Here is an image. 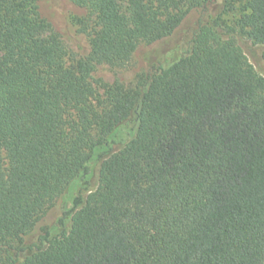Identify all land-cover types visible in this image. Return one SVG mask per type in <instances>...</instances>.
Listing matches in <instances>:
<instances>
[{
	"label": "trees",
	"instance_id": "obj_1",
	"mask_svg": "<svg viewBox=\"0 0 264 264\" xmlns=\"http://www.w3.org/2000/svg\"><path fill=\"white\" fill-rule=\"evenodd\" d=\"M69 1L93 19L82 59L37 0H0L3 264H264V78L229 37L264 46V0L230 28L199 21L178 59L102 96L98 65L126 66L215 0ZM75 188L57 233L24 244Z\"/></svg>",
	"mask_w": 264,
	"mask_h": 264
},
{
	"label": "rangeland",
	"instance_id": "obj_2",
	"mask_svg": "<svg viewBox=\"0 0 264 264\" xmlns=\"http://www.w3.org/2000/svg\"><path fill=\"white\" fill-rule=\"evenodd\" d=\"M244 4L245 0H215L207 9L191 10L171 36L153 44H139L126 66L113 68L105 64L98 65L92 74V82L96 91L102 96L104 87L115 83H119L125 89L134 88L141 76L153 74L159 66L175 61L187 50L199 21L219 20L223 27L230 28L240 18ZM37 5L41 17L51 24L70 55L75 59L85 58L90 50V39L94 27L89 12L69 0H37ZM229 37L242 49L254 70L264 78L262 58L264 46L254 45L239 33L231 34ZM96 187L97 180L93 175L89 191L81 192L83 197L85 198ZM77 190L75 188L70 194L53 202L34 231L25 238L24 244L36 242L38 236L44 231L57 233V221L63 216L64 211L72 207V197ZM13 245L17 246L18 242ZM3 262L4 259H0V264Z\"/></svg>",
	"mask_w": 264,
	"mask_h": 264
}]
</instances>
